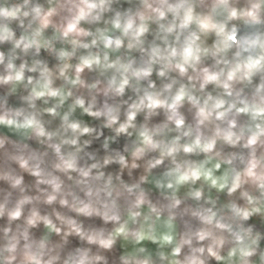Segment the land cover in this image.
Returning a JSON list of instances; mask_svg holds the SVG:
<instances>
[{
  "label": "clouds",
  "instance_id": "clouds-1",
  "mask_svg": "<svg viewBox=\"0 0 264 264\" xmlns=\"http://www.w3.org/2000/svg\"><path fill=\"white\" fill-rule=\"evenodd\" d=\"M0 264H264V0H0Z\"/></svg>",
  "mask_w": 264,
  "mask_h": 264
}]
</instances>
